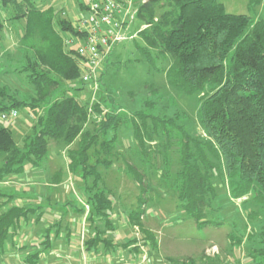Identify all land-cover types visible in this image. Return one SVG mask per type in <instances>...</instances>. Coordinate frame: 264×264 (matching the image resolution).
<instances>
[{"label": "trees", "instance_id": "trees-1", "mask_svg": "<svg viewBox=\"0 0 264 264\" xmlns=\"http://www.w3.org/2000/svg\"><path fill=\"white\" fill-rule=\"evenodd\" d=\"M10 2L27 18L20 44L29 50L24 51L26 63L20 72L28 74L27 83L38 96L29 101L8 87H0V113L16 109L36 115L31 133L22 141L0 123V264H15L16 259L18 264H40L54 251L62 234L69 243L83 232L87 253L119 254L118 259L121 253L126 259L143 255L132 246L133 240L124 235L121 241L118 236L120 230L125 234V229L138 224L147 200L140 197V205L126 211L106 183L109 174L103 172L119 155L118 133L122 129L130 130L128 148L149 167L155 165L153 155L162 149L170 165V149L177 145L178 168L174 174L167 170L163 182L178 209L200 230L222 227L225 220L220 212L228 201L240 215L245 214L241 222L232 225V248L244 250L251 264H264V19L255 21L247 14L229 13L220 0H142L134 5L133 20L141 23L134 26L135 37L113 47L99 74V86L107 94L89 106L68 93L71 86L89 91L88 84H69L62 94L58 90V85L81 74L77 44L69 46L64 41L70 33L78 35L71 21L51 6L42 8L40 0H1L0 6ZM81 10H86L85 5L81 4ZM2 26L0 20V32ZM123 63L139 66L149 76L164 77L163 84L150 78L140 83L147 96L143 107L132 110L131 115L120 112L122 104L111 97L110 79L118 78ZM11 72L16 73L17 68H6L2 75ZM163 86L195 99L205 135L197 134L195 126L184 125L175 114L155 113L162 102L157 98L165 95L160 91ZM147 89L152 96L145 92ZM174 130L178 131L177 143L172 142ZM49 139L67 151L69 171L78 178L83 197L75 205L65 202L62 216L51 221L45 219V208L39 204L18 203L28 197L26 194L19 197L1 189L2 184L27 175L29 170H42L49 157ZM132 165L128 175L137 187L146 190V176L139 166ZM225 178L229 193L224 203L217 182ZM245 196L243 204L248 206H237L234 201ZM34 228L39 233L37 241L20 245L21 237L30 235ZM18 252L22 253L21 260Z\"/></svg>", "mask_w": 264, "mask_h": 264}, {"label": "rangeland", "instance_id": "rangeland-1", "mask_svg": "<svg viewBox=\"0 0 264 264\" xmlns=\"http://www.w3.org/2000/svg\"><path fill=\"white\" fill-rule=\"evenodd\" d=\"M220 1L224 3L226 11L229 13L247 14L255 21L264 19V0ZM88 2L89 0H40V5L42 8L51 6L60 13V16L71 21L74 26V23L80 17L79 15L86 11L81 10V4L85 5L87 9ZM133 2L138 4L142 0H133ZM0 8H2L0 9V20L3 22V30L0 32V87H8L11 93L30 101L32 96L36 97L38 95L33 86L27 83L28 74L23 71L20 72L24 68V62L26 63V53L24 51L28 52L27 50H29L23 43L20 44L22 32H24L27 25V18L24 17L23 12L14 2L7 3L0 6ZM133 11H135L134 7ZM128 20H131V18H128ZM139 24H141L139 20L132 21L133 32L135 30L134 26ZM142 26L144 25H140V28ZM66 49H69L68 46ZM31 53L29 51V55L33 56ZM122 62H125L124 56ZM123 64V69L118 78L114 76L110 79L113 83L111 97L116 100L115 103L118 105L122 104V107H119L120 112L131 115L132 110L143 107L142 104L147 96L144 93L145 87H142L140 83H144L150 78L151 82L163 84L164 77L156 74L149 76L145 69L139 66H132L130 63L129 66L126 63ZM6 68L9 71H14L17 68V72L2 75ZM113 71L112 68L110 72L114 74ZM130 79L133 81L132 83L129 82ZM69 84L80 86V76L58 85L61 94L65 93ZM162 88L160 91H164V98H161L163 96H160V98L153 96L154 99L157 98V100L162 101L155 113L160 112L166 116L175 114L177 119L184 125L189 128L195 126L194 129L197 134L205 135L198 121L195 99L187 98L169 87L164 88L163 86ZM57 91L55 92L57 93ZM130 91L133 94L130 95ZM93 92L97 97L95 101L92 98L94 96ZM93 92L90 89L88 91L85 87L77 90L76 87L72 86L69 87L68 91L69 94L79 97L81 101L88 102L89 106L94 105L101 94H107L102 89L101 84L99 86V82L96 91ZM145 92L149 93L148 96H152L148 89ZM110 107H112L111 103ZM94 118L100 120L101 116H94ZM0 120L1 124L10 127L18 140L22 141L24 135L31 133L36 115L29 114L25 110L19 112L18 117L15 119ZM148 122L150 123L151 120ZM173 133L172 142L177 143L175 137L178 131L174 130ZM118 138L121 142L117 147L119 157L116 156L114 165L107 172L103 170L105 175L109 174L106 183L119 196L126 211L137 208L140 205V197L147 200L142 207L144 212L140 215L138 224L125 229V234L123 230H120L119 240L123 241L124 235L129 240H133L132 246L138 247L143 254L145 253L148 257H151V264H251V259L245 255V251L232 248L229 239V233L233 229L232 225L235 224V221L241 222V218L245 214L240 215L239 211L228 201L224 202V197L229 193L226 178L224 181L217 182L220 187L221 198L225 203L224 207H226L224 211L220 212V216L224 217L225 224L222 227L207 226L200 230L192 218L186 217L185 213L178 209L175 197L168 190L167 184L163 182L167 176V170L169 174H174L178 168V164H176V152L179 150L177 145L172 146V150L170 149L172 151L169 154L171 158L170 165L167 166L166 152L162 149V151L153 155L155 165L149 167L143 164L138 153L136 154L134 150L131 151L128 148L127 139H131L130 130L122 129L118 133ZM164 139L167 142V138L164 137ZM48 150L49 157L43 162L41 171L32 172L29 170L27 175H20L2 184L1 189L6 188L19 197L20 194H26L28 197L18 200V203L39 204L43 209L45 208V216H48L50 218L48 221H51L54 217H60L56 215H61L63 212L62 205L65 202L71 201L75 205L81 202L80 200L83 197L78 186V178L72 176L69 171L68 153L64 150L63 145L49 139ZM132 164L139 166V169L146 176L143 183L146 190L137 187L133 177L128 175V166L132 167ZM246 197L239 198L234 202L240 207ZM242 206L246 205L243 204ZM242 208L244 210V207ZM54 210L57 212L55 216L53 215ZM71 219L76 222V218ZM41 223L44 224L45 220L43 219ZM43 224L39 227H43ZM35 228L32 229L30 235L36 240L38 230ZM123 256L125 255L123 254ZM239 260L240 263L237 262ZM116 261L110 259L108 262L114 264ZM13 263L18 264L17 259L13 260Z\"/></svg>", "mask_w": 264, "mask_h": 264}, {"label": "built area", "instance_id": "built-area-1", "mask_svg": "<svg viewBox=\"0 0 264 264\" xmlns=\"http://www.w3.org/2000/svg\"><path fill=\"white\" fill-rule=\"evenodd\" d=\"M134 5L133 0H89L86 11L81 13L74 23L78 35L70 33L65 39V43L69 46L77 44L81 68L80 82L88 84L92 92L96 91L99 74L104 69L106 59L113 47L136 35V32L132 31ZM92 98L93 101L96 100L95 93ZM18 115L16 109H11L1 112L0 119H15ZM116 260L114 264H151V257L145 253L136 259Z\"/></svg>", "mask_w": 264, "mask_h": 264}, {"label": "crops", "instance_id": "crops-1", "mask_svg": "<svg viewBox=\"0 0 264 264\" xmlns=\"http://www.w3.org/2000/svg\"><path fill=\"white\" fill-rule=\"evenodd\" d=\"M53 209V208H52ZM51 209V210H52ZM63 213V212H62ZM56 215L57 212L55 210L53 211V215L55 216H62ZM52 214V213H51ZM59 217H54L53 219H56ZM45 219L48 221L50 219L48 216H45ZM46 224H49L48 222ZM84 226V223H83ZM39 234V233H38ZM37 236V233H36ZM58 239L57 246L54 249L53 252L46 254L43 258L44 260L40 262V264H72V263H82L85 262L86 264H109L108 261L110 259L114 258V260L118 259L119 254H113V255H97V254H91L87 253L85 246H84V232L81 234L80 237L74 238L73 241L67 243L65 242V239L63 237ZM38 237V236H37ZM37 239L35 240L33 236L31 235H23L20 240V245H29L31 243H35ZM19 258L18 260H21L20 255L22 253H16ZM122 258H124L123 254ZM121 259V258H120Z\"/></svg>", "mask_w": 264, "mask_h": 264}]
</instances>
